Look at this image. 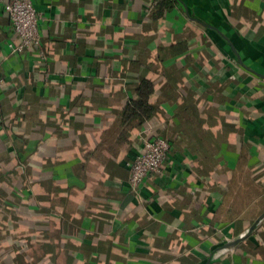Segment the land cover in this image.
<instances>
[{
    "label": "crops",
    "instance_id": "0c3cea01",
    "mask_svg": "<svg viewBox=\"0 0 264 264\" xmlns=\"http://www.w3.org/2000/svg\"><path fill=\"white\" fill-rule=\"evenodd\" d=\"M7 1L0 264H233L243 244L264 253L251 235L218 249L264 212V0H177L156 18L148 0H32L45 59L11 52ZM133 60L155 84L156 114L130 144L117 130L104 141L136 87ZM157 134L171 145L163 172L133 192L127 164ZM210 147L216 155L197 153ZM256 235L264 243V229Z\"/></svg>",
    "mask_w": 264,
    "mask_h": 264
},
{
    "label": "built area",
    "instance_id": "2783aa9c",
    "mask_svg": "<svg viewBox=\"0 0 264 264\" xmlns=\"http://www.w3.org/2000/svg\"><path fill=\"white\" fill-rule=\"evenodd\" d=\"M3 7L10 18L12 34L18 39L9 42L8 47L11 52L36 48L41 58H47L45 50L41 47V34L38 28L40 14L32 0H8ZM1 84L0 78V87ZM1 104L0 98V111L2 110ZM140 141V147L127 164L129 185L133 192H137L146 177L152 174H162L171 149L170 141L159 135H143Z\"/></svg>",
    "mask_w": 264,
    "mask_h": 264
},
{
    "label": "trees",
    "instance_id": "16d2710c",
    "mask_svg": "<svg viewBox=\"0 0 264 264\" xmlns=\"http://www.w3.org/2000/svg\"><path fill=\"white\" fill-rule=\"evenodd\" d=\"M176 3L177 0H148L145 2V6H147L148 9L153 10L152 15L154 16V18H156L160 17L164 11L168 12L172 10ZM170 48L173 50V52L174 49L176 50L174 46H171ZM162 51L164 52L165 50H161V53ZM159 56V59H161L162 61L164 55ZM132 63L138 65V73L135 80L136 87L131 96H129L128 100L125 102L126 104L118 112L113 126L102 138L104 141L107 140V137L111 132L117 130V143L121 144L127 141L130 144L132 137L140 133L142 129L147 125V123L150 122L151 118L156 114L157 106L153 102H150V96L154 92L155 84L153 83L151 78H148L145 75V64L138 60H133ZM215 152L216 148L212 149V147L207 150H203V148L197 149V153L199 155H202L203 153L205 157L216 155ZM261 228L264 229V223L260 225L258 230H260ZM258 230H256L255 228L254 231H252V233L250 234L251 236L249 237V239L258 246L264 245V243H262V240L260 241V238L258 237V235H256ZM65 241L66 236L62 234L58 239V243L60 245L61 243H65ZM243 246L245 247V250L239 252V254L241 255V262L234 261L233 264H264V253L260 252V249H248L249 246L247 247L245 244H243Z\"/></svg>",
    "mask_w": 264,
    "mask_h": 264
},
{
    "label": "water",
    "instance_id": "95a60500",
    "mask_svg": "<svg viewBox=\"0 0 264 264\" xmlns=\"http://www.w3.org/2000/svg\"><path fill=\"white\" fill-rule=\"evenodd\" d=\"M264 219V212L260 214L259 217H257L252 224L250 225V227L247 229V231L238 236L237 238H233L232 240H228L225 243H223L220 247H218V249L220 248H226V249H232L235 245H237L239 242H241L242 240L248 238L251 234V232L254 230V228L258 225V223ZM212 259V255L206 260L205 264H210V261Z\"/></svg>",
    "mask_w": 264,
    "mask_h": 264
}]
</instances>
